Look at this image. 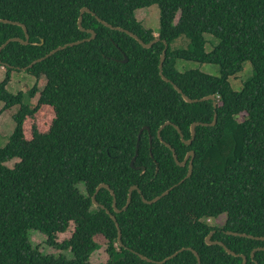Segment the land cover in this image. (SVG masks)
<instances>
[{"label":"trees","instance_id":"16d2710c","mask_svg":"<svg viewBox=\"0 0 264 264\" xmlns=\"http://www.w3.org/2000/svg\"><path fill=\"white\" fill-rule=\"evenodd\" d=\"M153 4L159 9L158 35L135 17V10ZM82 7L144 42L159 41L144 48L84 12L82 26L94 30L95 37L26 70L36 79L28 91L31 98L38 94L35 105L24 101L22 91L9 93L6 85L13 70L90 36L78 27ZM0 18L23 23L29 36L27 44L12 41L0 51L5 69L0 113L5 110L14 120L8 142L0 147V264H94L90 256L100 247L96 235L106 239L108 254L97 264H158L137 253L160 261L183 247L196 250L201 264H241L240 256L205 242L212 230L211 240L244 254L245 264H264V249L255 251L256 263L250 258L264 240L227 233L264 237V0H0ZM205 34L217 39L209 52ZM11 37L25 39L22 27L0 22V45ZM179 38L186 39V47H172ZM163 40L168 46L162 73L191 99L215 95L216 108L211 100L185 102L161 78ZM124 55L127 61L122 62ZM178 59L218 65L219 75L179 70ZM246 62L251 74L237 90L229 79ZM41 77L45 82L39 88ZM43 105L54 113L48 129L40 131L33 124L26 138V117H34ZM215 112L216 123L196 126L190 145L172 125L162 129V139L179 161L194 151L192 173L156 202L144 203L141 195L150 200L187 172V164L178 166L158 139L159 126L170 121L189 139L190 125L210 123ZM143 126L148 130L140 134L134 161L140 168L134 169L130 161ZM15 157L18 161L6 166ZM100 183L114 191L118 209L132 185L140 189L120 212L113 209L108 189L95 196L115 216L122 246L115 222L91 201ZM222 214V224L206 222ZM70 222L72 235L58 241L57 233ZM30 230L43 233L46 244L62 252L41 253L29 240ZM161 264H197V259L185 249Z\"/></svg>","mask_w":264,"mask_h":264},{"label":"rangeland","instance_id":"374dc122","mask_svg":"<svg viewBox=\"0 0 264 264\" xmlns=\"http://www.w3.org/2000/svg\"><path fill=\"white\" fill-rule=\"evenodd\" d=\"M135 17L138 21L142 22L145 28H150L154 31V35H158L159 31V9L156 4H153L149 7L140 8L135 10ZM178 18V14L176 15L175 20ZM205 51L209 52L213 45L217 42V39L209 34H205ZM186 39L179 38L175 42L172 43V47H185ZM176 67L179 70L186 69H199L200 71L210 74V75H219V66L213 64L199 63L197 61H186L182 59H178L176 62ZM0 81L4 78L5 69L0 70ZM251 74V66L248 62L244 64L243 70L239 72V75H235L231 77V83L235 89H239L241 87L242 82L246 79L247 76ZM36 79L33 75L22 71V70H13L11 79L6 85V90L11 94H16L18 91H22L24 95V101L28 103L30 106H34L38 97L36 94L33 98L28 96L29 89L34 85ZM45 79L41 77L38 80V87L41 88L44 85ZM3 102L0 101V109L2 108ZM14 110V108L12 109ZM54 116L53 110L49 105H43L40 109L35 113L34 117H26L24 122V134L26 138L31 137V126L35 124L40 131H45L48 129L51 120ZM14 129V120L12 119L11 114L7 111L3 110L0 113V147L4 146L8 140L9 136ZM18 158H13L7 161L5 164L8 167H12ZM80 190H84V186L80 184ZM217 220V221H216ZM224 220V214L220 215L217 218H207L206 222L211 225H220ZM74 231V225L72 222L67 224L64 228H62L57 233V240L62 241L64 239H68ZM95 241L100 245V247L95 250L90 256V262L97 264L103 263L108 259L107 254V243L106 239L102 235H96L94 237ZM29 240L31 244L37 248L43 254H58L61 249L54 248L46 244V236L37 230L29 231ZM63 254L69 255L68 252H63Z\"/></svg>","mask_w":264,"mask_h":264},{"label":"water","instance_id":"95a60500","mask_svg":"<svg viewBox=\"0 0 264 264\" xmlns=\"http://www.w3.org/2000/svg\"><path fill=\"white\" fill-rule=\"evenodd\" d=\"M84 12H88V13H91L92 15H94L97 20L99 22H101L102 24H104L105 26L111 28V29H115V30H119V31H122L126 34H128L129 36H131L132 38H134L142 47L144 48H150L155 42L159 41V38L156 37L154 38L153 40L149 41V42H144L139 36H137L135 33L125 29V28H122L120 26H112L111 24H109L108 22L102 20L100 17H98L93 11H91L89 8L87 7H82L81 10H80V13H79V16H78V27L80 30L82 31H86L90 34V36L88 38H84L82 40H77V41H73V42H69V43H66L64 45H61V46H57L56 48L52 49L51 51H49L48 53H46L44 56L42 57H39L33 61H31L27 66L25 67H22L20 68L21 70H26L30 67H32L34 64L44 60L45 58L51 56L52 54H54L55 52L61 50V49H64L68 46H73V45H76V44H79L80 42L82 41H85V40H90L92 38L95 37V32L94 30L92 29H85L83 26H82V15ZM0 22H3V23H11V24H15V25H19L22 27L23 29V32H24V35H25V39H22L20 37H11V38H8L7 40H5L1 45H0V51L9 43V42H12V41H17L19 43H22V44H27L28 43V39H29V36H28V32H27V28L26 26L23 24V23H20L18 21H12V20H8V19H2L0 18ZM163 43H164V47L160 53V60H159V64H158V68H159V74L161 76V78L166 81V82H170L173 86V88L180 94V96L182 97V99L187 102V103H196V102H201V101H206V100H211L212 103H213V107L216 108L217 107V101H216V97L215 95H206V96H203L201 98H194V99H191L189 98L186 94H184L182 92V90L175 84L173 83L171 80H169L163 73H162V66H163V62L165 60V54H166V49H167V42L165 40H163ZM122 62H125L127 61V57L124 55V59L121 60ZM11 67V66H10ZM19 69V68H17ZM216 120H217V114L216 112L214 113V116H213V120L210 122V123H204V122H193L191 125H190V137L189 139H185L183 137V133L182 131L180 130V128L175 125L174 123L170 122V121H165L163 124H161L159 126V128L157 129L156 131V135L158 137V139L160 140L161 143H163L166 147L170 148L171 152H172V155H173V159L175 161V163L180 166V167H183L187 164V172H186V175L178 182L176 183L175 185L171 186L169 189L163 191L161 194L151 198L150 200H147L145 199V197L143 195H141V199L144 203H147V204H150V203H154L156 202L157 200H159L161 197H163L164 195H166L174 186L176 185H179L180 183H182L186 178H188L191 173H192V168H193V157H194V151L193 150H189L186 152L184 158L179 161L178 160V157L175 153V149L172 148L170 146L169 143H167L166 141H164L161 137V131L162 129L166 126V125H172L176 131L178 132L179 136H180V139L183 143H185L186 145H190L192 143V141L194 140V137H195V128L196 126L198 125H202V126H207V125H214L216 123ZM143 129H146L148 130V128L146 126H143L140 130H139V133H138V136H137V144H136V149H135V154L134 156L132 157L131 161H130V166L134 169H138L140 168L139 166H134V161H135V158L137 156V149H138V141L140 139V134L142 133ZM141 170L142 172H144V168L141 167ZM101 188H105V189H108L110 194L112 195V205H113V209L116 211V212H120V211H123L127 208V206L130 204V201H131V195H132V192L134 190H137L138 193L141 194L140 192V189L137 187V185H132L129 189H128V195H127V199H126V203L125 205L121 208V209H118L115 205V195H114V191L109 187L108 184L106 183H100L99 185H97V187L95 188V191L94 193L91 195V201L93 203L94 206H98L102 209H105L106 213L108 215H110L111 219L115 222V225L117 227V244L119 246H122V241H121V230L119 229V225L116 221V218L114 215L110 214L109 210H107L103 205H101L100 203L97 202V200L95 199V196L97 194V192L101 189ZM213 230L210 231L208 233V235L205 237V242L208 244V245H214V244H218L220 246H222L224 248V250L233 255V256H240L242 258V262L241 264H245L247 259H246V256L244 254H238L234 251H232L231 249H229L222 241H218V240H211V236L213 234ZM228 234H231V235H234V236H240V237H247V238H259V239H262L264 240V237H257V236H253V235H250V234H247V233H239V232H234V231H227ZM190 250L192 251V253L195 255L196 259H197V264H201V260H200V257H199V254L196 250L192 249L191 247H183V248H180L179 250H177L176 252H174L173 254L169 255L168 257H166L165 259L163 260H160V261H153L149 258H147L146 256L140 254V253H137V255L143 259V260H146L148 262H155V263H158V264H161V263H164L165 261L175 257L179 252L183 251V250ZM261 249H264V246L263 247H258V248H255L251 251L250 253V258L251 260H253L255 263V259H254V253L256 250H261ZM257 264V263H256Z\"/></svg>","mask_w":264,"mask_h":264},{"label":"crops","instance_id":"0c3cea01","mask_svg":"<svg viewBox=\"0 0 264 264\" xmlns=\"http://www.w3.org/2000/svg\"><path fill=\"white\" fill-rule=\"evenodd\" d=\"M4 67L3 66H0V70H2ZM26 72V71H25ZM0 75H1V73H0ZM11 75H12V72H11Z\"/></svg>","mask_w":264,"mask_h":264},{"label":"clouds","instance_id":"9594fccd","mask_svg":"<svg viewBox=\"0 0 264 264\" xmlns=\"http://www.w3.org/2000/svg\"><path fill=\"white\" fill-rule=\"evenodd\" d=\"M186 47V46H185ZM4 67V66H3ZM4 69V68H3ZM20 69V68H19ZM21 70V69H20ZM23 71V70H22ZM11 79V78H10Z\"/></svg>","mask_w":264,"mask_h":264},{"label":"bare ground","instance_id":"6f19581e","mask_svg":"<svg viewBox=\"0 0 264 264\" xmlns=\"http://www.w3.org/2000/svg\"><path fill=\"white\" fill-rule=\"evenodd\" d=\"M27 70V69H26ZM26 70H23V71H26ZM146 199V198H145ZM214 217V216H213Z\"/></svg>","mask_w":264,"mask_h":264}]
</instances>
